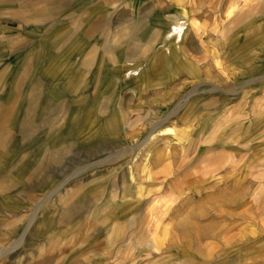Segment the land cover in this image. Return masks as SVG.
I'll list each match as a JSON object with an SVG mask.
<instances>
[{
	"label": "rangeland",
	"instance_id": "374dc122",
	"mask_svg": "<svg viewBox=\"0 0 264 264\" xmlns=\"http://www.w3.org/2000/svg\"><path fill=\"white\" fill-rule=\"evenodd\" d=\"M0 264H264V0H0Z\"/></svg>",
	"mask_w": 264,
	"mask_h": 264
},
{
	"label": "bare ground",
	"instance_id": "6f19581e",
	"mask_svg": "<svg viewBox=\"0 0 264 264\" xmlns=\"http://www.w3.org/2000/svg\"><path fill=\"white\" fill-rule=\"evenodd\" d=\"M167 130H168V129L166 128L164 131H166V132H167ZM162 131H163V129H162ZM169 131H170V130H169ZM164 133H165V132H164Z\"/></svg>",
	"mask_w": 264,
	"mask_h": 264
}]
</instances>
